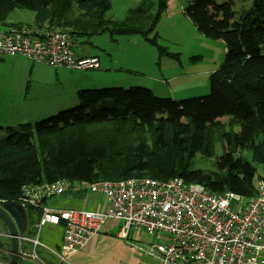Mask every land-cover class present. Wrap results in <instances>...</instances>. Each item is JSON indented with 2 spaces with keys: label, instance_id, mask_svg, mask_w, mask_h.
I'll return each instance as SVG.
<instances>
[{
  "label": "trees",
  "instance_id": "trees-1",
  "mask_svg": "<svg viewBox=\"0 0 264 264\" xmlns=\"http://www.w3.org/2000/svg\"><path fill=\"white\" fill-rule=\"evenodd\" d=\"M212 3L186 0L183 13L201 35L224 44V59L211 74L215 91L173 100L142 86L79 89L77 104L50 119L0 126V204H22L25 188L61 179L72 184L180 177L211 194L254 196L256 176L264 171V0L239 9L214 5L220 17L209 20L206 6ZM166 6L164 0L156 7L141 0L118 21L105 17L109 0H0V25L22 8L33 12L36 25L67 28L73 38L139 35L163 54L153 31ZM164 109L166 119L157 115ZM222 115L240 127L225 134L241 153L224 154L218 170L206 173L193 167L192 158L212 153L211 128L224 127ZM9 258L10 241L0 239V259Z\"/></svg>",
  "mask_w": 264,
  "mask_h": 264
},
{
  "label": "built area",
  "instance_id": "built-area-1",
  "mask_svg": "<svg viewBox=\"0 0 264 264\" xmlns=\"http://www.w3.org/2000/svg\"><path fill=\"white\" fill-rule=\"evenodd\" d=\"M78 39L44 23L40 28L0 27V58L20 55L30 62L58 69L99 68L98 58L75 57ZM255 195L234 192L211 194L199 183L180 177L168 180L130 178L119 181L57 180L25 188L22 205L41 210L40 224L64 223L63 238L55 255L65 261L100 234L108 222H119L117 237L130 248L144 252L159 264H264V173L256 178ZM68 190L100 192L105 206L100 211L69 209L52 211L42 199ZM142 230L154 240L146 247L128 238ZM1 238H9L0 231ZM33 246L37 239L18 237ZM23 256L40 260L35 253ZM0 264H8L0 259Z\"/></svg>",
  "mask_w": 264,
  "mask_h": 264
},
{
  "label": "rangeland",
  "instance_id": "rangeland-1",
  "mask_svg": "<svg viewBox=\"0 0 264 264\" xmlns=\"http://www.w3.org/2000/svg\"><path fill=\"white\" fill-rule=\"evenodd\" d=\"M140 1L109 0L110 7L105 13V17L111 20H123L127 17L128 10L137 6ZM153 1L156 7L158 0ZM164 1L167 5L166 9L160 14L159 21L153 31L157 34V44L164 50L163 54H160L157 46L139 35H119L116 36V40H112L106 32L90 38L80 36L78 38L80 44L87 50L97 53L100 62L102 61L108 66L100 69L71 70L74 74L68 75L69 78L80 79L81 77L79 78L78 75L84 74L86 75L84 77L88 79L90 77L95 79V85L82 89L121 87L113 84H99V82L101 79H117L124 74L126 76L124 78H129L132 85L129 84L123 88L135 87L140 81L149 80L162 91V94H155L156 96L168 97L173 100L204 96L215 91V82L211 74L224 59L225 49L222 40L207 38L196 30L183 13L186 0ZM200 1L204 2V0ZM212 2L215 5L226 2L233 3L236 8L242 3L240 0H212ZM252 3L253 0H249L245 6L248 8ZM73 9L77 11L75 4ZM206 14L209 20L215 19V6L209 4ZM19 21L22 24H10L13 25L10 27L35 29L33 25L30 27L28 24L33 21L32 11L22 8L13 9L6 22ZM53 27L63 31L67 30L64 27ZM19 56L0 60V126H16L50 119L59 111L76 105L75 103L69 104L48 118H34L35 112L50 109L64 97L71 100V92L69 90L60 92L59 84L54 79V71L52 73L50 69L37 63L32 66V63L26 58ZM106 67H109L107 71H105ZM126 69L132 71L128 72ZM102 81L111 83L107 80ZM168 115L167 109L158 111V116L162 119H166ZM218 119L225 125L221 129L211 128L212 134L209 142L212 146V153H197L192 158L193 167L206 173L218 170L217 163L224 154L241 153L238 148L229 144V139L225 134L239 133L238 124L230 123L229 117L226 115L219 116ZM259 173H262L261 170ZM2 230H4V226L0 223V231ZM130 237L136 240H140V238H143L144 241L154 240L153 236L147 235L142 230L130 233ZM7 239L9 240V238Z\"/></svg>",
  "mask_w": 264,
  "mask_h": 264
},
{
  "label": "crops",
  "instance_id": "crops-1",
  "mask_svg": "<svg viewBox=\"0 0 264 264\" xmlns=\"http://www.w3.org/2000/svg\"><path fill=\"white\" fill-rule=\"evenodd\" d=\"M210 5H215V4L212 3ZM243 5H245L243 4V2L238 8H236V5H235V9H239ZM208 6H206V11H207ZM8 15H7V18H8ZM219 17H220L219 12L216 10V18L212 20H216ZM7 18L5 22L3 23V25L1 23L0 27L7 28L10 26H13L10 24H22V22L20 21L14 22V23H7L6 22ZM23 24H27V23H23ZM28 24H30L29 25L30 27H32L31 25H33L35 29L40 28V26H42V25L38 26L34 23V14H33L32 23L29 22ZM28 29H31V28H28ZM78 42L79 43L75 46V49H74L76 58L95 56L98 58V61H99V68H96V69H100V68H103L104 66H108L104 62L103 63L102 61L100 62L97 53H94V51L92 50H87L84 46L80 44L79 39H78ZM16 56H19V55H16ZM16 56H10L8 58H13ZM1 59H4V58H0V60ZM30 63H32V66L34 65L33 62H30ZM37 64L42 65L43 67L47 69H50V72L52 73L54 71V74H55L54 79H55V82L59 84L58 88H60V92L69 90L71 92V96H70L71 100L68 97H64V99L59 101V103L52 105L50 109L45 110V111L35 112L33 114L34 118H48L49 116L56 113L58 110L66 108L67 106H69V104H73V103L77 104L76 92L79 89L89 88V86L95 85V82H96L95 79H92V77L88 79L87 77H84L86 76L84 74L78 75L79 78L81 77L80 79L76 78L75 80H72L71 78H69L68 75L74 74L72 73V71H74L73 69H69V70H66L67 68L66 69H62V68L54 69L44 64H40V63H37ZM109 67H106L105 71H107ZM126 71L131 72L132 70L126 69ZM124 77L126 76H124L123 74L122 77H119L117 79H101L99 84H105V85L113 84L115 86H121V87H126L129 84L132 85L131 84L132 81L129 78L126 79ZM102 80L111 81V83H107ZM153 84L155 83L149 82V80H145V82L140 81L138 83V86L141 85V86L147 87L148 89L150 88V90L154 92V94H157V95L162 94V91L158 89V86H154ZM26 85L28 86V84ZM160 96H164V95H160ZM157 115H158V112H157ZM260 170L262 173H259ZM260 170L256 178L258 177V175L264 173L262 169ZM41 203L42 205L47 206L48 208L52 209V211H55V212H60V211L69 210V209H84V210H90V211H100L105 206V199H104V196L100 192H89V191L78 192V191L68 190L60 195L45 197L42 199ZM25 210H26V226L21 236H24L25 238H30V239H37L40 245L33 246L31 242L21 241L18 246V252H19V257L21 259V264H159L157 260L151 258L149 255L145 254L139 249L134 250L130 248L127 243L128 241L127 239H121L117 237L116 232L119 228L120 223L116 221L108 222L104 230L100 234L91 238L90 241L87 242V244L82 249H80L79 251L75 253L69 254L65 261H61L55 255V252H57L60 248V243H61V240L63 238V233H64V223L60 221L58 224H50V223L40 224L41 210L39 207L27 205L25 207ZM4 231L7 232L6 228L2 230L1 232H4ZM0 239L3 240L7 238H0ZM128 239L132 242H135L136 244H142V246L144 247H146L147 243L152 241V240L144 241L143 238H140V240H136L134 238H131L130 236ZM24 253H27V254L35 253L36 255H38L40 260L27 259L23 256Z\"/></svg>",
  "mask_w": 264,
  "mask_h": 264
},
{
  "label": "water",
  "instance_id": "water-1",
  "mask_svg": "<svg viewBox=\"0 0 264 264\" xmlns=\"http://www.w3.org/2000/svg\"><path fill=\"white\" fill-rule=\"evenodd\" d=\"M0 221L4 224L10 241L8 264H19L18 237L26 226V210L22 204L5 201L0 204Z\"/></svg>",
  "mask_w": 264,
  "mask_h": 264
}]
</instances>
